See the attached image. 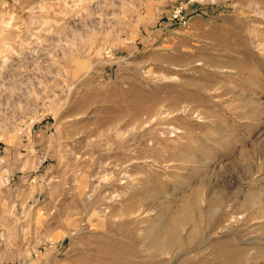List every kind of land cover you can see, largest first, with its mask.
Segmentation results:
<instances>
[{
    "label": "rangeland",
    "instance_id": "374dc122",
    "mask_svg": "<svg viewBox=\"0 0 264 264\" xmlns=\"http://www.w3.org/2000/svg\"><path fill=\"white\" fill-rule=\"evenodd\" d=\"M0 264H264V0H0Z\"/></svg>",
    "mask_w": 264,
    "mask_h": 264
}]
</instances>
